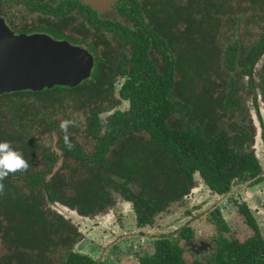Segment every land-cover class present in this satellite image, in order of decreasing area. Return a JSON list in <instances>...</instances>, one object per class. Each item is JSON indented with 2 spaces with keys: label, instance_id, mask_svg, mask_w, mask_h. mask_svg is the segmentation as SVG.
Listing matches in <instances>:
<instances>
[{
  "label": "trees",
  "instance_id": "1",
  "mask_svg": "<svg viewBox=\"0 0 264 264\" xmlns=\"http://www.w3.org/2000/svg\"><path fill=\"white\" fill-rule=\"evenodd\" d=\"M147 1L149 7L140 9L135 1L131 11L120 14L127 17L129 25L107 21L115 44L126 48L112 57L104 49L92 79L74 88L0 95V142H9L30 165L27 172L9 174L3 181L0 264H95L74 250L77 234L67 216L102 208L112 201L110 191L132 202L137 227H144L171 202L181 199L185 182H190L194 172L218 193L229 190L233 176L259 173L255 159L235 154L239 143L228 136L223 118L228 107L241 99L248 111L244 98L250 95L247 84L251 78L256 79L254 88L264 103V0H191L199 3L197 12L185 6L188 0L184 6L178 0ZM234 2L238 7L235 11L231 8ZM231 12L237 18L231 28L235 34L224 38L221 20ZM187 13L193 18L186 23L182 17ZM174 16L181 18L174 23ZM241 24L245 29L255 27L256 35L246 33L254 39L246 41L244 34L236 35ZM184 32L193 34L206 48L209 65L201 82L212 106L206 114L196 112L194 105L189 107L179 93L182 59L194 48L191 44L190 50L182 53ZM219 37L224 38L220 44ZM99 44L108 46L104 40ZM106 61L110 63L107 69H114V77L124 76L119 99L112 83L104 88L107 78L102 67ZM212 75L214 79H210ZM236 91L241 99L236 98ZM124 103L127 107L122 109ZM77 110L83 120L68 127L67 135L74 145L68 150L59 115L66 117L67 112ZM104 114L107 116L102 118ZM199 114L209 120L205 125L194 124ZM176 115L178 122L173 125ZM56 126L53 149L37 136L51 134ZM58 158L60 167L54 169ZM241 212L250 217L246 207ZM189 233L184 229L180 238H188ZM253 244L247 247L258 255L256 264H262L260 244L259 249ZM245 247L237 248L232 264H245ZM181 254L177 242L163 238L155 243L153 254L141 258L140 263L186 264Z\"/></svg>",
  "mask_w": 264,
  "mask_h": 264
},
{
  "label": "flooded vegetation",
  "instance_id": "2",
  "mask_svg": "<svg viewBox=\"0 0 264 264\" xmlns=\"http://www.w3.org/2000/svg\"><path fill=\"white\" fill-rule=\"evenodd\" d=\"M135 1L140 9L141 7H149L150 4V1L147 0H118L109 10L101 13L78 0H0V18L16 35L45 34L54 40L67 41L72 45L84 48L94 59L93 68L88 78L92 79V73L98 64L97 60L104 49L108 56L112 57L116 55L117 51L126 48L125 46L119 48L115 44L116 40L113 33L106 28L107 21L112 20L121 23L119 21V18H122L120 14L131 11V8L135 7L132 5ZM189 1L191 2V0ZM121 2L126 3V5L120 6ZM109 13H114L116 16L110 18L108 17ZM100 26L102 27L99 28ZM100 40H104L108 46L99 44ZM96 43L98 44L96 45ZM154 52L156 53V50ZM109 64L107 62L102 67L105 69L102 75L107 78L104 88L108 89V84L112 83L115 98L119 99L118 90L122 87L124 76L118 74L114 77V69H107ZM110 77L113 79L110 80ZM255 81V78H251L247 84L250 95L244 100L248 105V111L243 108V101L240 98L242 96L236 91V98L241 100L237 99L240 101L239 103L228 107L226 115L223 114V116L225 115L223 121L228 136L236 138L235 140L233 138L234 143H239V148L234 149L235 154L250 161L253 159L257 161L260 170L256 176H251L248 173L233 176L229 182V190L218 193L209 186L198 172H194L190 182L188 183L187 180L185 182L187 186L181 199L171 202L164 212L159 213L154 218L152 224L144 227H137V217L132 202L122 194L110 191L112 201L102 208L84 214L75 212L72 216H67L77 234L73 246L74 250L94 260L95 264H108L110 260L103 258V255L106 254L107 257L108 252L118 250V246L121 244L126 248V253L135 252L138 256V264H141V258L153 254L157 241L170 238V241L177 242L181 247V258L186 264H232L235 259V251L242 245H246L247 250L245 264H256L258 255L251 253L252 249L247 247L248 244L254 243L253 245H256L258 249L260 244L259 252L262 255V264H264V167L261 163L262 158L264 161V103L260 99V91L254 88ZM185 101L187 102V100ZM122 105V109L127 107L125 103ZM247 112L249 113L248 116L246 115ZM203 114L202 116L199 114L195 118L194 124L196 126L205 125L206 121H209ZM176 117L177 115L171 121L173 125L178 122ZM211 123L213 122L211 121ZM57 128V126L53 128L51 135H55L54 132ZM59 161L58 158L56 163ZM58 168L57 165L54 166V169ZM245 191L256 194L251 195L248 201L245 197L249 195H246ZM223 202H226L224 206L232 204L235 208L231 216L239 219L238 224L244 234L242 239L236 238L231 233L232 229L228 223L225 222L229 213L224 212L221 208ZM194 204L197 205L186 210L188 206ZM245 207L249 211L250 217L241 212V209ZM179 209H185V213L179 220L185 221L179 228L167 234L163 232L153 235L151 233L162 215L170 212V210ZM125 215H130L128 228H125L124 224ZM111 219L116 220L112 224L113 227L107 229L105 225ZM89 222L92 224L90 232L97 228H103L108 234L104 240L107 244L102 248L98 246L94 249V252H91L93 255L90 252H80L78 247L86 241V233H83L85 229L81 227V224ZM157 227L160 228L159 225ZM184 229H188L190 233L188 238L181 239L180 233ZM208 234L211 236V241H203L201 236ZM106 250L107 253H105ZM186 252L192 254L194 259L186 260Z\"/></svg>",
  "mask_w": 264,
  "mask_h": 264
},
{
  "label": "water",
  "instance_id": "3",
  "mask_svg": "<svg viewBox=\"0 0 264 264\" xmlns=\"http://www.w3.org/2000/svg\"><path fill=\"white\" fill-rule=\"evenodd\" d=\"M78 1L102 13L118 0ZM93 62V56L80 46L45 34L16 35L0 18V95L76 87L90 77ZM231 75L242 78L238 73Z\"/></svg>",
  "mask_w": 264,
  "mask_h": 264
},
{
  "label": "rangeland",
  "instance_id": "4",
  "mask_svg": "<svg viewBox=\"0 0 264 264\" xmlns=\"http://www.w3.org/2000/svg\"><path fill=\"white\" fill-rule=\"evenodd\" d=\"M180 3V5H185L186 0H178ZM189 1V0H188ZM201 2H204L206 0H200ZM213 1H219V0H213ZM198 2H187L186 3V7H188L189 11H196L197 12V8L196 6H198ZM237 4L234 2L233 4H231V8L232 10H237L238 7H236ZM234 12V11H232ZM228 14L227 17H223L221 20V24H220V32L221 30H223V36L224 38H226L227 36H233L235 33L233 31L232 26H235V21L237 20L236 15L234 13ZM214 10H212V14L213 15ZM113 16H116V14L114 13H109L108 17L112 18ZM195 16V15H194ZM180 16H174L172 17V22H176L178 20H180ZM191 18H193V15H190L187 13L185 14L182 19H185L186 23L188 20H190ZM212 19V18H211ZM119 21L124 24V25H129V21L127 20V17L122 16V18H119ZM211 22H213V20H211ZM214 23V22H213ZM213 25V24H212ZM234 28V27H233ZM248 28V29H247ZM235 29V28H234ZM247 29V30H246ZM245 29L244 25L241 24L239 26V32L236 33V35H242L244 34L245 40H250V39H254L255 36L253 38H249V36L246 34L250 32V36H253L255 33H257L258 31L255 29V27H253V25H249L247 26ZM193 30H196V27H194ZM227 30H229L228 32H226ZM197 31V30H196ZM187 32L182 33V53L185 50H190V45L193 44L194 48L189 52V56H186V54H181L182 58H184L183 56L185 55L186 57L184 59H182L183 61V74L181 75V77H177V79L179 78V93L181 96H183L184 100H187V102H189L190 106L192 107L193 105L195 106L196 112L199 113H203L206 114L207 112H209V108L211 109L212 106H209V103H207V91H205L204 87H203V81L201 82L203 76L205 77V67H207V65H209V61L207 62L205 60L206 56H204L205 52H206V48L204 47V43L196 38H194L193 34H186ZM256 35V34H255ZM215 36V34H214ZM223 37H219L218 39V43L220 44V42H223ZM188 39H189V44H188ZM190 39H194L192 42L190 41ZM221 40V41H220ZM203 45V46H202ZM200 51V52H199ZM194 70H197L196 72H194ZM213 74V73H212ZM210 79H214L213 75L210 77ZM183 81L184 83L188 84V88H183V84L181 86V82ZM209 107V108H208ZM107 115L104 114L101 117L105 118ZM59 118L61 120H65L66 118L70 119L71 121H75L74 124L77 125V123H79L78 121H82L83 117L80 114V112L77 110L73 113L67 112L66 117H64L63 115H59ZM66 119V120H68ZM71 127V126H69ZM37 139L40 140L43 143H46L47 145H51L52 148L54 149V145H55V135H49V134H41L40 136H37ZM75 140L80 141V139H77V137L75 138ZM261 163L264 167V161L263 158L261 160ZM57 168L60 166V161L56 164ZM246 195H249L248 197H245L246 200L249 201L250 196L255 195L256 193H251V191H245ZM224 204H226V202H223V205L221 206V208H223L224 212H228L229 213V217H226V221L228 223V225L230 226L231 233L236 236V238L238 239H242V236H244V234L241 231V228L239 227L238 224V220L236 217L231 216L232 212H234V207L232 206V204H227L226 206H224ZM197 204L194 205H190L188 206V208H186V210L191 209L193 207H195ZM56 209V208H55ZM185 213V209L183 210H170V212H167L166 214L162 215L160 220L157 221V226L159 225L160 228H158L157 226L155 227V229L151 230V233L158 235L159 233H169L170 231H173L174 229L179 228L185 220L179 221L180 218L183 216V214ZM125 228L129 227V222L130 221V215H125ZM116 219H111L109 222H107V224L105 225V227L107 229H111L113 226L112 224L114 223ZM179 221V222H178ZM92 224L89 223H82L81 227L85 230H83V233L85 234V242L83 244H81L79 247L80 252H90L91 255H93L91 252H94L93 250L99 247H104V245L107 244L106 241H104L107 237L108 234L105 232L106 230H103V228H97L94 229L92 232H90V228H91ZM104 227V226H102ZM209 233V232H208ZM101 239H103L101 241ZM201 239L205 242H210L211 241V236L210 234L208 235H202ZM126 248L123 247L121 244L118 246V250L116 249L115 251H110L107 254L103 255V258H107L109 259V263L108 264H138V256L135 252H128L126 253ZM2 252L1 249V244H0V253ZM105 253H107V250L105 251ZM140 256H142V254H139ZM185 258L186 260H192L194 259V256L192 254H190L189 252L185 253Z\"/></svg>",
  "mask_w": 264,
  "mask_h": 264
},
{
  "label": "clouds",
  "instance_id": "5",
  "mask_svg": "<svg viewBox=\"0 0 264 264\" xmlns=\"http://www.w3.org/2000/svg\"><path fill=\"white\" fill-rule=\"evenodd\" d=\"M73 124V121L62 120L59 125L61 131L65 133L64 142L65 147L68 150H71L74 147L67 135L68 127L73 126ZM29 167L30 165L28 161L24 159L22 153L14 150L9 142H0V195L4 194L5 185L3 181L9 176V174L27 172Z\"/></svg>",
  "mask_w": 264,
  "mask_h": 264
}]
</instances>
